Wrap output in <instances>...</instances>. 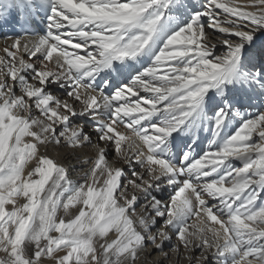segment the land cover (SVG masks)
Instances as JSON below:
<instances>
[{"label":"snow or ice","instance_id":"1","mask_svg":"<svg viewBox=\"0 0 264 264\" xmlns=\"http://www.w3.org/2000/svg\"><path fill=\"white\" fill-rule=\"evenodd\" d=\"M0 39V264H264V0H0Z\"/></svg>","mask_w":264,"mask_h":264},{"label":"bare ground","instance_id":"2","mask_svg":"<svg viewBox=\"0 0 264 264\" xmlns=\"http://www.w3.org/2000/svg\"><path fill=\"white\" fill-rule=\"evenodd\" d=\"M37 23H39V20H38V19H37ZM17 31H19L18 28H17ZM5 32H6V34H8V35H12V33H11L10 31H8V30H5ZM0 44H2V39H0ZM56 152H57V150H56L54 147H50V148H49V153H50L51 155L55 156V155H56ZM77 171H80V169L78 168ZM73 175L75 176L76 174L73 173Z\"/></svg>","mask_w":264,"mask_h":264}]
</instances>
